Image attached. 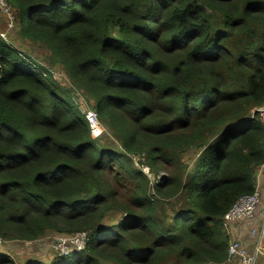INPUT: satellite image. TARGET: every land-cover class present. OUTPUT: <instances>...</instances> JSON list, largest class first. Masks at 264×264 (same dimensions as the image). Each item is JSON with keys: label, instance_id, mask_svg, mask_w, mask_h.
I'll list each match as a JSON object with an SVG mask.
<instances>
[{"label": "trees", "instance_id": "1", "mask_svg": "<svg viewBox=\"0 0 264 264\" xmlns=\"http://www.w3.org/2000/svg\"><path fill=\"white\" fill-rule=\"evenodd\" d=\"M7 1L71 88L0 34V239L87 234L26 264H225L223 217L264 164V0Z\"/></svg>", "mask_w": 264, "mask_h": 264}, {"label": "rangeland", "instance_id": "2", "mask_svg": "<svg viewBox=\"0 0 264 264\" xmlns=\"http://www.w3.org/2000/svg\"><path fill=\"white\" fill-rule=\"evenodd\" d=\"M0 34L17 49L27 54L32 61H38L42 65L51 69L56 81H58L59 84L71 88V79L68 75V72L66 71V68L59 60L54 57L51 49L40 41H33L31 39L24 38L20 34L19 26L17 24L16 9L7 0H0ZM73 95L74 101L79 106L81 111L86 108L94 109L96 106L94 99H89L84 92L75 90L73 91ZM100 102L101 101L99 100L97 103ZM104 128V133H106V127L104 126ZM191 155L193 158L195 157V154L190 151V154H188L186 158L190 160L192 157ZM131 158L134 165L140 167L141 169L143 165H146L144 155H132ZM147 172H149L153 183H159L164 177L167 176V172L164 170L153 172V170L148 169ZM108 220L110 219H106V223ZM60 243L63 244L59 245ZM66 244H70L68 237L60 235L56 231H52L45 236L30 242L17 240L3 241L0 239V254L10 256L16 261L17 264H26L27 262L34 260L48 261L54 258L56 255H62L59 248L68 249V255H70L74 250H77L73 245ZM252 248H254L253 245L251 249ZM225 264L235 263H229L227 261ZM256 264H264V250L258 255Z\"/></svg>", "mask_w": 264, "mask_h": 264}, {"label": "built area", "instance_id": "3", "mask_svg": "<svg viewBox=\"0 0 264 264\" xmlns=\"http://www.w3.org/2000/svg\"><path fill=\"white\" fill-rule=\"evenodd\" d=\"M82 112L85 114L90 124L92 137L93 138L100 137L104 133L105 128L102 125V123L99 121V115L97 110L86 108L83 109ZM259 113L262 123L264 125V106L259 109ZM142 169L145 172H147L148 169L150 170V167L147 165H143ZM147 173L148 176L150 177L149 172ZM259 213L262 214V220L258 224L254 220ZM242 221H247V222L249 221V223L250 221L251 222L253 221V225H255L254 228L256 229L255 233L257 234V238H256L257 242L255 243V246L252 249L249 248L243 241L236 238L233 234L234 226ZM223 227L226 233L228 234V236L230 237L227 261L229 263H235V264H256L258 255L264 250V189H262L258 180L255 191L251 194L241 196L234 203L232 208L224 215ZM68 240L70 244H66V245H73L74 247H76L77 250H82L86 247L88 237L86 236V233L83 232L76 234L72 237H68ZM63 243H60L59 245ZM59 249L61 250L62 255L69 254L68 249H63V248H59Z\"/></svg>", "mask_w": 264, "mask_h": 264}, {"label": "crops", "instance_id": "4", "mask_svg": "<svg viewBox=\"0 0 264 264\" xmlns=\"http://www.w3.org/2000/svg\"><path fill=\"white\" fill-rule=\"evenodd\" d=\"M260 168V167H259ZM257 168L256 170V174H255V187L257 184V180L260 184V186L262 187V189H264V166L259 169ZM263 191V190H262ZM262 220V214H258V216L255 218V222H257L258 224L261 222ZM256 223V224H257ZM255 225H253V221L249 223V221H242L237 223L234 226V231L233 234L236 238L240 239L241 241H243L249 248L255 246V243L257 242V236L255 235L256 233V229L254 228Z\"/></svg>", "mask_w": 264, "mask_h": 264}, {"label": "bare ground", "instance_id": "5", "mask_svg": "<svg viewBox=\"0 0 264 264\" xmlns=\"http://www.w3.org/2000/svg\"><path fill=\"white\" fill-rule=\"evenodd\" d=\"M98 115H99V114H98ZM85 117H86V116H85ZM86 119H87V118H86ZM87 121H88V120H87ZM261 121H262V120H261ZM88 123H89V122H88ZM89 125H90V124H89ZM90 128H91V127H90ZM263 165H264V164H263ZM263 165H262V166H263ZM255 188H256V187H255ZM86 236H87V234H86Z\"/></svg>", "mask_w": 264, "mask_h": 264}]
</instances>
